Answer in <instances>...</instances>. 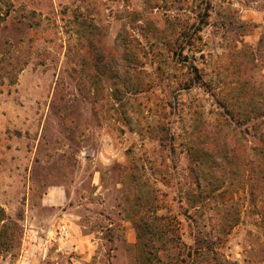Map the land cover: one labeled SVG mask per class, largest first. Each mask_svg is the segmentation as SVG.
Listing matches in <instances>:
<instances>
[{
    "label": "rangeland",
    "instance_id": "obj_1",
    "mask_svg": "<svg viewBox=\"0 0 264 264\" xmlns=\"http://www.w3.org/2000/svg\"><path fill=\"white\" fill-rule=\"evenodd\" d=\"M224 100L255 145L264 0H0V264H264V195L195 183Z\"/></svg>",
    "mask_w": 264,
    "mask_h": 264
},
{
    "label": "trees",
    "instance_id": "obj_2",
    "mask_svg": "<svg viewBox=\"0 0 264 264\" xmlns=\"http://www.w3.org/2000/svg\"><path fill=\"white\" fill-rule=\"evenodd\" d=\"M217 105L219 117L209 124V134L214 136L221 134L225 140L221 143L222 147L216 140L212 142L213 144L204 143L208 146L202 149L201 155L197 159H202L204 156L210 159L208 168L210 173H206L202 178L198 177L195 183L198 189L205 192L211 189L209 193L214 195L215 199L231 208L235 206V202L230 199V196L237 191H247L253 201L264 195V108H261V113L253 119L254 122L250 125L257 142L255 145L249 146V142L245 140L248 130H242V127L249 125L251 120H246L238 105L232 101H220ZM216 149L220 152L218 154L220 156L214 152ZM212 152L214 154H211ZM195 153L197 150L190 147V155H195ZM196 163L205 165L198 160ZM223 166L229 167V169L224 170L226 173H221L217 178L213 173L223 169ZM214 182L218 183V186H212ZM1 212L2 210H0ZM238 220L239 213L237 212L230 220V227H234ZM3 221L0 217V222ZM2 229L7 230V226L3 225ZM152 253H148L150 257L148 264H159V258Z\"/></svg>",
    "mask_w": 264,
    "mask_h": 264
}]
</instances>
